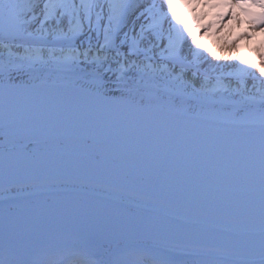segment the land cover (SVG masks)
<instances>
[{"label":"snow or ice","instance_id":"obj_1","mask_svg":"<svg viewBox=\"0 0 264 264\" xmlns=\"http://www.w3.org/2000/svg\"><path fill=\"white\" fill-rule=\"evenodd\" d=\"M106 7L0 0V264H264V42L233 87L177 0L143 50ZM217 7L233 43L264 34V0Z\"/></svg>","mask_w":264,"mask_h":264},{"label":"rangeland","instance_id":"obj_2","mask_svg":"<svg viewBox=\"0 0 264 264\" xmlns=\"http://www.w3.org/2000/svg\"><path fill=\"white\" fill-rule=\"evenodd\" d=\"M146 2L140 3L144 5L143 13H146V7L149 4L148 0ZM101 3L105 4V12H107L106 5L111 2L112 0H100ZM126 2V1H125ZM137 2V0H136ZM191 4L189 8H186L188 11V23L190 22L191 26H195L198 24L200 19L204 17V13H201L198 7L197 0H190ZM76 3L79 4L80 0H76ZM138 3L135 1L131 4L132 12L125 16L124 22L121 24V31H120V40L124 39V33L128 35V44H131L133 39L141 42V49L143 50L144 47L148 45V40L144 39L143 37L148 36V32L150 29L147 28L148 24L151 23V18L149 17H142L141 11H139ZM130 7V8H131ZM141 8V9H142ZM145 9V10H144ZM94 21V20H93ZM103 23L107 24V17L104 19ZM144 26V33L143 37L141 35V26ZM167 28V24L165 25ZM249 27L247 24H244L243 28L239 26L229 27L227 29L221 28L218 34H213L212 30H208L205 35L202 37V43L205 44L207 48H212L219 52V54L224 57L227 56L228 59H221L219 61L212 59V57H208L206 61L202 60L203 69H206L213 77L215 75H221L223 79L230 80L233 79L242 83L243 81H255L259 83L258 80H253L251 76H244L242 79L240 76L237 75L236 69L239 67L235 58L239 57L244 60H255L259 61L260 59V50H261V41L262 39L257 38L260 32L254 33V39L252 41L248 40H240L238 43H233L237 41V38L240 37L244 32H247ZM211 32V33H210ZM256 36V37H255ZM87 39H90L93 45H96V32L95 28L93 27L86 33V37H83L79 40V42H83L84 44L87 43ZM100 42H103V37L101 35ZM146 44V45H145ZM245 45L247 48L246 52H242L240 50V45ZM128 45H124L123 47H127ZM150 54V53H149ZM143 59V56H141ZM202 69V70H203ZM257 76L259 73L257 72Z\"/></svg>","mask_w":264,"mask_h":264},{"label":"bare ground","instance_id":"obj_3","mask_svg":"<svg viewBox=\"0 0 264 264\" xmlns=\"http://www.w3.org/2000/svg\"><path fill=\"white\" fill-rule=\"evenodd\" d=\"M224 83H231V85L233 86V87H236L237 85H240L241 87H244V88H247V89H251L252 88V86H253V84H255L257 87H259L260 86V84L259 83H256L255 81L253 82V81H243L242 83H239V82H236V81H234V80H223V79H221Z\"/></svg>","mask_w":264,"mask_h":264}]
</instances>
